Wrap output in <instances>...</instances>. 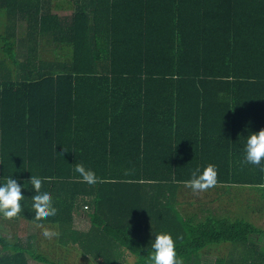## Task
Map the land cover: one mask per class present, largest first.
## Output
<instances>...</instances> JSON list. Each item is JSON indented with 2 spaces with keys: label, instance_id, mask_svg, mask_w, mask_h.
Returning a JSON list of instances; mask_svg holds the SVG:
<instances>
[{
  "label": "trees",
  "instance_id": "1",
  "mask_svg": "<svg viewBox=\"0 0 264 264\" xmlns=\"http://www.w3.org/2000/svg\"><path fill=\"white\" fill-rule=\"evenodd\" d=\"M0 5V18L33 11L25 38L0 39V180L38 173L57 208L37 218L25 191L16 217L0 215V264H144L160 231L181 264H264L251 239L264 237V170L239 136L264 128V0ZM208 164L217 183L194 191Z\"/></svg>",
  "mask_w": 264,
  "mask_h": 264
},
{
  "label": "clouds",
  "instance_id": "2",
  "mask_svg": "<svg viewBox=\"0 0 264 264\" xmlns=\"http://www.w3.org/2000/svg\"><path fill=\"white\" fill-rule=\"evenodd\" d=\"M244 137L243 160L252 165L261 166L264 170V128L259 131H248ZM74 173L79 174L83 182L94 185L98 177L91 168H86L83 163H74ZM45 178L38 173L30 171V176L19 180L11 175L0 180V215L6 218L16 217L24 208L25 191L31 192L32 207L34 215L40 217H52L57 213L52 193L49 189L43 188ZM217 183V170L214 164H208L201 169L195 168L191 173L188 185L194 190H204ZM24 189V191H22ZM26 203V202H25ZM55 232L44 230V235H56ZM153 234V233H152ZM154 238L149 241L146 248L147 254L144 264H181L176 251V241L168 231H160L153 234Z\"/></svg>",
  "mask_w": 264,
  "mask_h": 264
},
{
  "label": "crops",
  "instance_id": "3",
  "mask_svg": "<svg viewBox=\"0 0 264 264\" xmlns=\"http://www.w3.org/2000/svg\"><path fill=\"white\" fill-rule=\"evenodd\" d=\"M22 1L23 0H17V2H19L20 4H21ZM29 1H31L32 4L37 3V0H26V4H28ZM39 1L44 2V0H39ZM74 2H75V0H73V3ZM45 5H46L45 7L48 10H49V8H51L50 2H49V4L45 3ZM4 7L5 6L0 5V11ZM30 10H32V9H30ZM30 10L28 9L26 12L24 10V11H22L23 12L22 13L21 11L18 10V7H14V8H12V11H10V10L7 11L3 15L4 18H0V39H2V38L4 39L3 36H9V34H11L13 30H16L17 35L19 36V38L20 37L21 38H25L27 36V31L25 29H27V25H28V22L27 21L28 20L27 19H24L23 16L26 14L25 16L28 17V15H27L28 13H33V11H30ZM52 13L55 14V15H58L61 19L66 20V21H68L69 18H71V15H72V11H63V10L53 11ZM64 16H67V17H64ZM27 51H29V50H24L19 55L20 56H24L23 54H26ZM254 236H256V235H254ZM258 238L259 239H262L264 237L261 238L259 236ZM257 242H259V244L261 245V247L264 248V244L261 241H257Z\"/></svg>",
  "mask_w": 264,
  "mask_h": 264
},
{
  "label": "rangeland",
  "instance_id": "4",
  "mask_svg": "<svg viewBox=\"0 0 264 264\" xmlns=\"http://www.w3.org/2000/svg\"><path fill=\"white\" fill-rule=\"evenodd\" d=\"M64 17H67V16H64ZM69 17V16H68ZM0 60H2V57H1V53H0ZM248 217H249V220L250 221H255V222H257L258 221V218H257V216H252V215H248ZM258 225H260L261 227H263L264 228V220H262V221H260L259 222V224ZM76 227L77 228H79V229H86L87 227H88V224L87 223H85V221L83 222V221H81V220H78V225H76ZM9 230V229H8ZM35 229L31 226V227H29V225H24V224H22L21 225V230L19 231V238H20V240H22L23 242H25L26 241V238H27V235L29 234V233H31V232H33ZM1 234L3 235V236H6V237H10L11 236V231H7V232H4L3 230H1ZM259 237V236H258ZM257 236H252V240H254V241H261L263 244H264V238H262V239H259ZM11 238V237H10ZM81 257V256H80ZM84 258V257H83ZM82 258V260L83 261H86V259H83ZM76 261H81V260H77V259H75ZM30 264H39V263H37V262H34V261H32V260H30Z\"/></svg>",
  "mask_w": 264,
  "mask_h": 264
}]
</instances>
